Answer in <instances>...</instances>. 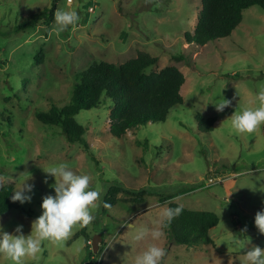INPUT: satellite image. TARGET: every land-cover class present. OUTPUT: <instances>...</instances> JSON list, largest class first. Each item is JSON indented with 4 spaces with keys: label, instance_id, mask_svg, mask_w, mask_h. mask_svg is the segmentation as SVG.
Returning a JSON list of instances; mask_svg holds the SVG:
<instances>
[{
    "label": "rangeland",
    "instance_id": "rangeland-1",
    "mask_svg": "<svg viewBox=\"0 0 264 264\" xmlns=\"http://www.w3.org/2000/svg\"><path fill=\"white\" fill-rule=\"evenodd\" d=\"M53 1L0 0V182L13 184V194L27 178L34 186L30 203L15 202L0 216V230L14 235L23 225L22 232L31 233L42 198L54 195L55 178L45 171L59 163L88 174L101 197L90 225L74 226L67 240L45 241L37 258L26 257L25 264H134L149 243L165 248L162 264H250L245 253L264 248V234L254 224L255 214L264 209V124L240 134L231 126V115L256 107V94L264 87V11L246 9L229 37L202 47L184 39L193 33L200 0H55L56 11L78 12L75 27L57 31L54 14L49 27L39 21L34 28L14 30ZM39 50L42 61L35 58ZM138 52L157 58L148 72L175 66L185 77L182 104L165 122L114 138L108 131L111 102L103 99L75 116L86 129L85 149L67 142L59 126L37 119L52 105L70 103L77 75L93 62L122 64ZM222 97L231 103L218 112L213 103ZM197 114L215 118L211 132L203 131ZM111 186L124 191L102 213ZM139 192L144 195L136 202ZM168 196L188 210L217 215L219 223L208 232L212 244L186 247L166 235L159 241L133 239L137 229L158 226ZM96 235L101 241L90 257ZM0 264L12 262L0 256Z\"/></svg>",
    "mask_w": 264,
    "mask_h": 264
},
{
    "label": "trees",
    "instance_id": "trees-1",
    "mask_svg": "<svg viewBox=\"0 0 264 264\" xmlns=\"http://www.w3.org/2000/svg\"><path fill=\"white\" fill-rule=\"evenodd\" d=\"M253 6L264 11V0H200V11L193 33H185L184 39L189 44L202 47L210 41L227 38L241 23L243 12ZM55 11L54 0L50 8L32 15L14 27V30L34 28L39 21H44L49 27ZM35 58L37 61L43 60L42 50H39ZM182 59L183 56L177 57V60ZM156 63L157 58L145 52H138L135 58L122 64L95 61L77 75L68 105H52L47 113H38L36 117L45 125L59 126L67 142L80 144L85 149L88 147L83 138L86 129L76 122L75 116L82 110L97 108L103 99L111 102L108 108V131L114 138L121 139L128 131L143 125L165 122L171 110L182 104L181 88L185 77L175 66L148 72V68ZM196 121L206 133L213 130L216 122L215 118H203L199 114L196 115ZM3 185L0 189V216L15 207L11 199L13 184ZM123 191L118 186L108 188L101 202V212L106 213L115 206L118 202L117 194ZM143 195L144 192L137 193L135 201L141 202ZM173 198L175 196L165 198L168 201L167 207L179 205L172 201ZM105 203L110 207H105ZM182 209L181 214L164 229L166 237L186 247L212 244L208 232L219 223L217 215L184 207ZM81 233H76L73 238ZM89 256L93 257L91 249Z\"/></svg>",
    "mask_w": 264,
    "mask_h": 264
},
{
    "label": "clouds",
    "instance_id": "clouds-1",
    "mask_svg": "<svg viewBox=\"0 0 264 264\" xmlns=\"http://www.w3.org/2000/svg\"><path fill=\"white\" fill-rule=\"evenodd\" d=\"M81 17L74 9H58L55 13L57 31H65L69 26L75 27ZM257 106L245 107L231 115V126L240 134H251L264 124V87L256 94ZM227 99L213 103L218 112H222L230 105ZM55 178L51 187L54 195H46L42 198V213L32 223L29 235L22 232L23 225H17L16 234H9L0 230V256H3L12 264H25V258H37L45 241L61 242L72 235L74 226H88L94 219L93 210L97 208V201L101 197L99 188L90 187V176L86 173L77 174L70 170L66 164L59 163L45 171ZM3 178H0L2 180ZM28 179V178H27ZM26 179V180H27ZM26 180L14 191L11 199L21 205L32 200L33 185ZM47 183V178H45ZM0 183V189L3 188ZM105 207H110L107 203ZM183 211L182 207H164L160 212L161 219L157 221V227H141L134 233L133 239L144 241L150 237L152 241H159L165 236L164 229L171 221ZM127 223V222H126ZM254 224L259 232L264 234V209L255 214ZM128 227H135L130 224ZM239 245V241L236 242ZM166 250L157 243H149L142 253L135 257L134 264H162ZM250 264H264V248L254 246L245 253Z\"/></svg>",
    "mask_w": 264,
    "mask_h": 264
},
{
    "label": "water",
    "instance_id": "water-1",
    "mask_svg": "<svg viewBox=\"0 0 264 264\" xmlns=\"http://www.w3.org/2000/svg\"><path fill=\"white\" fill-rule=\"evenodd\" d=\"M101 241L100 235H96L91 241V251L96 254L98 251V242Z\"/></svg>",
    "mask_w": 264,
    "mask_h": 264
},
{
    "label": "built area",
    "instance_id": "built-area-1",
    "mask_svg": "<svg viewBox=\"0 0 264 264\" xmlns=\"http://www.w3.org/2000/svg\"><path fill=\"white\" fill-rule=\"evenodd\" d=\"M67 2H72V0H66ZM94 10V6H89V11H93ZM211 182V180H209Z\"/></svg>",
    "mask_w": 264,
    "mask_h": 264
},
{
    "label": "crops",
    "instance_id": "crops-1",
    "mask_svg": "<svg viewBox=\"0 0 264 264\" xmlns=\"http://www.w3.org/2000/svg\"><path fill=\"white\" fill-rule=\"evenodd\" d=\"M215 127V126H214Z\"/></svg>",
    "mask_w": 264,
    "mask_h": 264
}]
</instances>
